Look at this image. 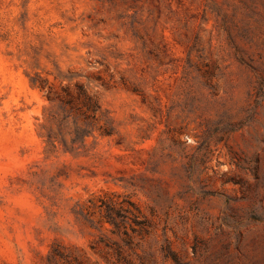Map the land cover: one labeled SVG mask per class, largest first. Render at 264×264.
<instances>
[{"label": "rangeland", "instance_id": "obj_1", "mask_svg": "<svg viewBox=\"0 0 264 264\" xmlns=\"http://www.w3.org/2000/svg\"><path fill=\"white\" fill-rule=\"evenodd\" d=\"M0 264H264V0H0Z\"/></svg>", "mask_w": 264, "mask_h": 264}, {"label": "trees", "instance_id": "obj_2", "mask_svg": "<svg viewBox=\"0 0 264 264\" xmlns=\"http://www.w3.org/2000/svg\"><path fill=\"white\" fill-rule=\"evenodd\" d=\"M110 220H111L112 223L116 224L115 221H114V219H111V218H110Z\"/></svg>", "mask_w": 264, "mask_h": 264}]
</instances>
